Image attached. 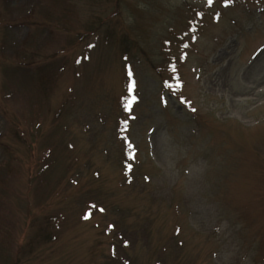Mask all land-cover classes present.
Masks as SVG:
<instances>
[{
  "label": "rangeland",
  "instance_id": "374dc122",
  "mask_svg": "<svg viewBox=\"0 0 264 264\" xmlns=\"http://www.w3.org/2000/svg\"><path fill=\"white\" fill-rule=\"evenodd\" d=\"M105 263L264 264V0H0V264Z\"/></svg>",
  "mask_w": 264,
  "mask_h": 264
},
{
  "label": "trees",
  "instance_id": "16d2710c",
  "mask_svg": "<svg viewBox=\"0 0 264 264\" xmlns=\"http://www.w3.org/2000/svg\"><path fill=\"white\" fill-rule=\"evenodd\" d=\"M89 26L88 30L90 31H102L104 27H106V21H104L100 15V13H94L91 17L90 20H88L87 24ZM53 62L49 61L48 64L46 66H44L43 68L40 69V73L43 70V74H42V78L41 80L43 81L44 79H46L49 75V72L53 70ZM110 263L109 259L106 260ZM109 263H105V264H109Z\"/></svg>",
  "mask_w": 264,
  "mask_h": 264
},
{
  "label": "snow or ice",
  "instance_id": "6c2138e0",
  "mask_svg": "<svg viewBox=\"0 0 264 264\" xmlns=\"http://www.w3.org/2000/svg\"><path fill=\"white\" fill-rule=\"evenodd\" d=\"M229 0H225L226 6L228 4ZM213 3V0H209V4L211 5Z\"/></svg>",
  "mask_w": 264,
  "mask_h": 264
}]
</instances>
